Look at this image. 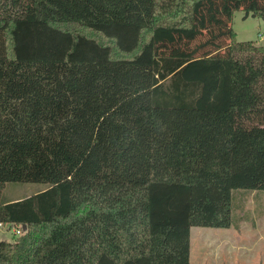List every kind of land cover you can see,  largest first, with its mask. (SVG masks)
Segmentation results:
<instances>
[{
    "label": "trees",
    "instance_id": "1",
    "mask_svg": "<svg viewBox=\"0 0 264 264\" xmlns=\"http://www.w3.org/2000/svg\"><path fill=\"white\" fill-rule=\"evenodd\" d=\"M264 0H0V264H191L264 192ZM242 207V206H241ZM23 226L25 231H23Z\"/></svg>",
    "mask_w": 264,
    "mask_h": 264
},
{
    "label": "rangeland",
    "instance_id": "2",
    "mask_svg": "<svg viewBox=\"0 0 264 264\" xmlns=\"http://www.w3.org/2000/svg\"><path fill=\"white\" fill-rule=\"evenodd\" d=\"M243 11L233 14L231 27L237 42H253L257 46H264V17L243 18ZM44 188L39 183H10L1 193L0 201H14L29 197ZM258 197L241 199L238 191L233 193V223L229 229L199 228L190 229L191 264H245V260L254 256L247 251L250 244L251 225L264 224V192L257 191ZM254 198V199H253ZM242 206V207H241ZM251 234V233H250ZM14 232L6 227L0 228V241L11 242ZM250 257L248 258V255ZM262 261V260H261Z\"/></svg>",
    "mask_w": 264,
    "mask_h": 264
},
{
    "label": "crops",
    "instance_id": "3",
    "mask_svg": "<svg viewBox=\"0 0 264 264\" xmlns=\"http://www.w3.org/2000/svg\"><path fill=\"white\" fill-rule=\"evenodd\" d=\"M238 194L240 195L239 197L241 199H246L249 196L258 197L256 191L250 193L249 195H246L244 193H239V192ZM250 231H251L250 232L251 234L250 233L247 234V235H251L250 244L247 245L249 246L247 247L248 249L247 251L251 254V256H253L254 254L259 255V258L254 256L253 259L245 260L244 263L245 264H264V224L260 225V224L252 223ZM250 254L248 255V258H252L250 257Z\"/></svg>",
    "mask_w": 264,
    "mask_h": 264
},
{
    "label": "built area",
    "instance_id": "4",
    "mask_svg": "<svg viewBox=\"0 0 264 264\" xmlns=\"http://www.w3.org/2000/svg\"><path fill=\"white\" fill-rule=\"evenodd\" d=\"M0 228H2V225L0 224ZM13 232L15 233V234H19L20 233V230H13Z\"/></svg>",
    "mask_w": 264,
    "mask_h": 264
},
{
    "label": "water",
    "instance_id": "5",
    "mask_svg": "<svg viewBox=\"0 0 264 264\" xmlns=\"http://www.w3.org/2000/svg\"><path fill=\"white\" fill-rule=\"evenodd\" d=\"M22 229H23V231H25V227H24V226H23V228H22Z\"/></svg>",
    "mask_w": 264,
    "mask_h": 264
}]
</instances>
